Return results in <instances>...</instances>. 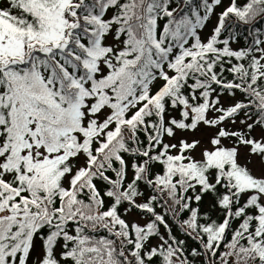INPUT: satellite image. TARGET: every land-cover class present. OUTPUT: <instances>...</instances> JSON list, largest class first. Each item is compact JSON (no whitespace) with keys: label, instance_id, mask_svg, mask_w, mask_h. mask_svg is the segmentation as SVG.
<instances>
[{"label":"snow or ice","instance_id":"obj_1","mask_svg":"<svg viewBox=\"0 0 264 264\" xmlns=\"http://www.w3.org/2000/svg\"><path fill=\"white\" fill-rule=\"evenodd\" d=\"M0 264H264V0H0Z\"/></svg>","mask_w":264,"mask_h":264}]
</instances>
